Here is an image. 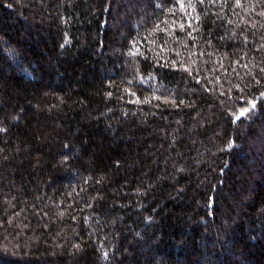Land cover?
<instances>
[{
    "label": "trees",
    "instance_id": "trees-1",
    "mask_svg": "<svg viewBox=\"0 0 264 264\" xmlns=\"http://www.w3.org/2000/svg\"><path fill=\"white\" fill-rule=\"evenodd\" d=\"M0 264H264V0H0Z\"/></svg>",
    "mask_w": 264,
    "mask_h": 264
},
{
    "label": "snow or ice",
    "instance_id": "snow-or-ice-1",
    "mask_svg": "<svg viewBox=\"0 0 264 264\" xmlns=\"http://www.w3.org/2000/svg\"><path fill=\"white\" fill-rule=\"evenodd\" d=\"M247 111H248V109H244L240 114L244 115Z\"/></svg>",
    "mask_w": 264,
    "mask_h": 264
}]
</instances>
